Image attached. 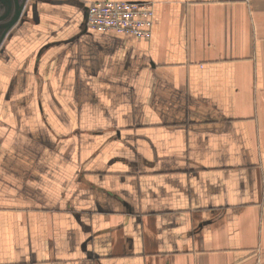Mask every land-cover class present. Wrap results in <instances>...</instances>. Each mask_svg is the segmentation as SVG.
Here are the masks:
<instances>
[{
    "label": "crops",
    "instance_id": "obj_1",
    "mask_svg": "<svg viewBox=\"0 0 264 264\" xmlns=\"http://www.w3.org/2000/svg\"><path fill=\"white\" fill-rule=\"evenodd\" d=\"M91 1L0 46V264H264V0H130L147 40Z\"/></svg>",
    "mask_w": 264,
    "mask_h": 264
},
{
    "label": "built area",
    "instance_id": "obj_2",
    "mask_svg": "<svg viewBox=\"0 0 264 264\" xmlns=\"http://www.w3.org/2000/svg\"><path fill=\"white\" fill-rule=\"evenodd\" d=\"M153 11L150 3L130 0L91 1L86 5L85 28L116 32L147 40L151 34ZM249 264H262L258 259Z\"/></svg>",
    "mask_w": 264,
    "mask_h": 264
},
{
    "label": "water",
    "instance_id": "obj_3",
    "mask_svg": "<svg viewBox=\"0 0 264 264\" xmlns=\"http://www.w3.org/2000/svg\"><path fill=\"white\" fill-rule=\"evenodd\" d=\"M26 2L27 0H0V43L8 30L18 22Z\"/></svg>",
    "mask_w": 264,
    "mask_h": 264
},
{
    "label": "rangeland",
    "instance_id": "obj_4",
    "mask_svg": "<svg viewBox=\"0 0 264 264\" xmlns=\"http://www.w3.org/2000/svg\"><path fill=\"white\" fill-rule=\"evenodd\" d=\"M28 1V0H27ZM3 41V40H2ZM2 41H1V43H0V46H1V44H2Z\"/></svg>",
    "mask_w": 264,
    "mask_h": 264
}]
</instances>
